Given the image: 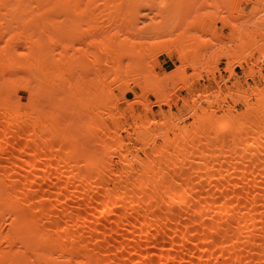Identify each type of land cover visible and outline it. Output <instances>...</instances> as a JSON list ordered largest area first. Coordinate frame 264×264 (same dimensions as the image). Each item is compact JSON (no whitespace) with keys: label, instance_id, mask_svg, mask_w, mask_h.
Instances as JSON below:
<instances>
[{"label":"bare ground","instance_id":"bare-ground-1","mask_svg":"<svg viewBox=\"0 0 264 264\" xmlns=\"http://www.w3.org/2000/svg\"><path fill=\"white\" fill-rule=\"evenodd\" d=\"M199 1L218 13L226 6ZM155 4L0 0V15L14 19L0 17V264H264V87L247 88L253 103L247 89L239 92L234 100L244 108L220 115L212 108L222 106L218 95H206L209 112L192 99L190 127L171 112L149 116L144 100L141 111L126 104L128 79L148 80L169 51L180 65L153 86L155 103L170 105L163 80L176 74L187 87L181 72L204 47L185 33L145 41L176 27V12L161 26L138 27L139 10ZM209 14L195 15L189 28L202 32ZM258 42L246 46L264 55ZM230 55L239 64L246 56ZM226 70L233 73L232 63Z\"/></svg>","mask_w":264,"mask_h":264},{"label":"rangeland","instance_id":"rangeland-1","mask_svg":"<svg viewBox=\"0 0 264 264\" xmlns=\"http://www.w3.org/2000/svg\"><path fill=\"white\" fill-rule=\"evenodd\" d=\"M155 1L157 4V5L155 4L156 7L159 8L158 4L161 5V8L163 6L164 7L166 6L165 7L166 11L162 9L163 11H165L163 12L161 8H159L164 14L155 15L156 13L154 12L155 10L153 9L155 8V5H153L154 7L152 6V9H149V10L148 8H145V9L141 8V10H139V13H138V17H139L138 19L140 22L138 21V23H136L138 24V27L142 25L144 26V24L149 25L150 23L156 27L158 23H160V26H161V23H162L161 21H167L169 18H171L170 15L173 12H176V27H174L170 33H167L161 36H155L150 39L146 38L145 41H152V40H164L165 41V40H168L169 38H173L175 36L182 35L183 33H185V35L194 37V38H191L189 41L191 44L193 43L192 45L197 46V47H200V46H204V47H202L203 49L201 47L197 49L198 51L197 56L201 55L197 57V59L199 58L197 60V64L190 65V63H188L184 67V70L181 72L182 77L188 83L187 87L182 82H180L181 79L176 78V74L174 78L169 80L167 83L165 80H163L162 82V84L164 85L163 92L165 94H169V98L171 102L170 105L155 103V99L161 98V94L160 92H157L156 87L153 86L155 84V81L158 78L159 80L160 78L163 79V77L166 74H170L174 72V70L176 69V66L180 65V62L175 57H173L169 51H167V54L170 58H167L165 53L159 54L158 55L159 57L157 56L158 63L154 66V70H153L154 75H149L148 80L147 79L145 80L144 76L142 75L131 76L128 79L126 87H124V90H127V88L131 89L133 86L134 87L132 88V90H128L124 95L125 99L128 100L126 104L132 103V108L134 110L141 111L142 106L138 102L144 100L148 103H151V110L148 113L149 116L153 114L156 117H161V113L168 114L169 112H171L174 115V117H176V121H178L179 125L181 126L185 125L188 127H190L191 123L194 121L191 115L192 108L190 106L192 104V99H194L195 105L197 104V106L199 105L200 107H204L206 108L205 110L209 112V110L211 109V106H209L207 103L208 96L210 97L209 99H212V96L216 94L218 95V97H220V98H216V100L218 99L217 101L218 103H220L219 105L222 104L223 106V108L221 106L222 110L220 107L216 109L215 107L217 103H214V106H212V108L217 110L216 114L220 115L226 112L228 107L230 108L232 107V110L234 111L242 110L244 108V104L240 100L235 101L236 99L239 98L240 93L244 91L245 89H247L248 87H252V88L255 86H257L258 88L264 87V77L261 76V75H264V55H260V51L255 50L256 48L253 49L251 45L246 46L254 39H259L258 44L261 46H264V39H262L264 37L261 38L260 36V33L264 32V0H236L235 4L233 3V5L232 3L230 4V2L233 0L231 1L223 0L224 2L223 1L222 2L224 3V5L226 3V6H224L226 9L223 7L224 9L222 8V10L219 11L220 15L217 16L219 19H217L216 17V15L219 14L217 9L213 8V6H210L213 3L212 1L210 5H209V2H207L208 7H207V4H204L206 6L205 8L204 6H202L203 8L198 7L200 3L199 0H198L199 2L195 5L194 8L193 6L190 7L192 4V0H155ZM189 1L191 4L189 3ZM217 1L218 0H215L214 3ZM226 1L227 2L229 1V3L227 4ZM236 5H237V8H235ZM215 6H216V3H215ZM175 7H176V11H175ZM125 8H126V5H123V9ZM155 9L160 11L157 8ZM183 9L184 10L187 9L186 14L185 12L182 11ZM214 10L217 11V14L214 13L215 12ZM161 11L158 14H161L162 13ZM203 12L211 13V15L209 14L210 18L205 20L207 21L205 29L201 32L199 31L200 28L199 29L191 28V27L189 28L188 25L190 24L188 23L192 19H194V21L198 19L199 15L197 14H200ZM12 13L10 12L9 15ZM212 13L216 15H213ZM150 14H151V18L154 16L152 19L149 18ZM1 15L4 17H1ZM1 15L0 17L3 18L2 23H6V22L10 23L11 21L10 17H12L11 15L10 17H8L10 21L9 20L5 21L7 19L5 18V16L7 17L8 13L4 15V12L3 13L1 12ZM195 15H197L198 17L196 16V18H193L195 17ZM221 15H225L226 20L220 19ZM61 18L62 17H57V19H61ZM200 20L201 19H199V21ZM13 22H14V19L12 20V23ZM193 22H190V23H193ZM9 23L7 26H9ZM197 23H200V22H197ZM3 25L5 26L6 24H3ZM195 25L199 26V24H195ZM186 26L188 30L186 29ZM216 35L220 36V38L224 36L222 37V40L223 38H225L224 41L222 42L221 39ZM216 37L219 38L220 41L219 40L217 41ZM204 38L206 40L205 41L206 43L202 44L200 40L202 39L203 41ZM5 39H6V36H5ZM198 40L200 41V43ZM207 40H210L208 41L210 43H208ZM0 42H4V41L1 40ZM194 43H199V44H194ZM220 48H222V50L225 53H228L229 55L218 57V55L220 54V51L218 50ZM199 49L201 50V53H202V50L203 52H205L206 49L207 50H206V53L200 54ZM216 50L218 51L217 57L219 60L217 59V62H214V58H212V56ZM239 50L243 52L245 51V54H246L244 61H242L240 64L237 62H233L235 60L230 55L232 54V52H237ZM188 60L190 61L191 58L189 57ZM146 61L148 60L146 59ZM228 62L232 63L233 73H230L228 70H226V66ZM126 63L127 61L124 60L123 68L125 67ZM250 70H254L255 75L246 77L247 73L250 72ZM90 77L91 76H89L88 79ZM178 79H179V82H178ZM176 80H177L176 82L177 84L174 83ZM108 85L112 88V92L114 96L117 98H121V91L119 87L117 86V83L110 82ZM106 86L107 85H105L104 88ZM136 86L140 88L142 92L135 96V93L138 90ZM247 92L248 94H250L249 103H253L255 101V95L252 94L251 90H248ZM17 96H19L20 99L23 102H25L28 96V92L25 89L19 88L17 90ZM237 96L238 98H236ZM222 97L224 99H222ZM182 98H185L186 100H188L189 102L188 105L183 106ZM219 99H221V101ZM124 106H125V101L123 100L118 103L117 108L121 109ZM200 109L201 108L197 109V113L199 114L203 112V110L201 111ZM206 111H204V113H202L201 115L202 116L203 114L206 115L207 114V113L205 114ZM176 132H178V130H176ZM122 134L123 136H125V139L127 140L128 138L126 136V132L123 131ZM169 135L172 136L173 135L172 132L169 133ZM139 153L143 155L141 151ZM113 159L115 161L117 158L114 157ZM5 226L7 227V224Z\"/></svg>","mask_w":264,"mask_h":264}]
</instances>
